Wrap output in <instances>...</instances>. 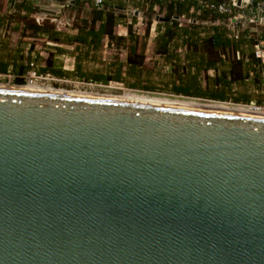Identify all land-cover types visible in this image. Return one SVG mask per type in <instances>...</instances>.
<instances>
[{
    "label": "water",
    "instance_id": "water-1",
    "mask_svg": "<svg viewBox=\"0 0 264 264\" xmlns=\"http://www.w3.org/2000/svg\"><path fill=\"white\" fill-rule=\"evenodd\" d=\"M0 264H264V118L0 88Z\"/></svg>",
    "mask_w": 264,
    "mask_h": 264
},
{
    "label": "trees",
    "instance_id": "trees-1",
    "mask_svg": "<svg viewBox=\"0 0 264 264\" xmlns=\"http://www.w3.org/2000/svg\"><path fill=\"white\" fill-rule=\"evenodd\" d=\"M250 1L264 9V0ZM230 3L136 0V11H142L145 22L135 29L136 16L132 12V21L123 22L125 16L114 0H102L99 6L94 0H75L73 17L63 28L48 19L35 20L31 14L36 9L24 0H0V74L23 84L24 75L33 69L58 79L118 82L132 90L232 103L254 99L264 104V49L262 58L254 55L258 41H264V28L254 31L251 25L235 32L236 13L219 14L204 5ZM242 8L237 7V13ZM160 14L169 20L152 22ZM153 23L156 35L147 61ZM118 26L126 28L125 34L116 31ZM65 56L72 59V69L64 68ZM249 85L254 89L249 90Z\"/></svg>",
    "mask_w": 264,
    "mask_h": 264
},
{
    "label": "crops",
    "instance_id": "crops-1",
    "mask_svg": "<svg viewBox=\"0 0 264 264\" xmlns=\"http://www.w3.org/2000/svg\"><path fill=\"white\" fill-rule=\"evenodd\" d=\"M23 1V0H18ZM26 3L30 4L32 7H34L36 9V12L31 14V16L41 22L45 19L50 20V22H55L56 24H58V26H60L61 28H63L66 24V22H70L72 17L70 18V13L71 10L73 9V5L75 4V0L74 3H70L71 0H57V1H51V0H24ZM78 1H82V0H78ZM244 0L242 1V6L240 8H242L243 10L248 8L249 6H246L244 3ZM114 3L116 4L117 9L123 13V15L125 16V19L123 22H131V18L129 17V14L133 12V14L136 16V20L134 22H136L134 24V28L135 29H139V27H136V25L139 24V22H145L143 21V14L142 11H136L137 9V5H136V0H114ZM261 5V4H259ZM155 8V7H154ZM13 9H10V11ZM262 9L257 8V9H253L252 8V15L249 18H246L242 13H236L235 18L232 20L233 22V27L235 28V32L241 31L242 29L249 27L251 25H253L254 27H252V30L256 31L259 28H264V17L261 18L259 17V14L261 12ZM264 10V9H263ZM74 14V13H73ZM255 16V20L256 21H252V17ZM158 17H163V14L157 15L155 20H153L152 22H159ZM161 22V21H160ZM239 23V24H238ZM235 24H238L237 26ZM116 31L118 33L121 34H125L126 32V28L122 27V26H118L116 27ZM156 32H155V24L153 23L150 27V37L148 40V45H147V49H146V55L147 58L146 60L148 61L150 59V54H151V49H152V41L153 38L155 37ZM228 36H232V33L228 34ZM110 50H107V53ZM40 54H44L43 52H41ZM121 58L124 57V53L121 52L120 54ZM63 64H64V68L65 69H72V59L68 56H65L63 58ZM164 70V69H163ZM207 73L210 76L214 75V71L213 70H208ZM254 87L249 85V90H253Z\"/></svg>",
    "mask_w": 264,
    "mask_h": 264
},
{
    "label": "rangeland",
    "instance_id": "rangeland-1",
    "mask_svg": "<svg viewBox=\"0 0 264 264\" xmlns=\"http://www.w3.org/2000/svg\"><path fill=\"white\" fill-rule=\"evenodd\" d=\"M136 27L142 28L143 27V22H139ZM0 74V85H24V84H16L13 83L12 81H9L6 77L1 76ZM39 85V84H37ZM45 87H49V85L44 84ZM52 87L49 88H55V89H62V90H67V91H76V92H86V93H91V94H101V95H115V96H140V97H146V98H155L158 100H178V101H185V102H190V103H196V104H218L222 105L225 107H230V108H236L237 106L235 105H226L222 103H211V102H201L198 100H195L196 98H189V97H182V96H175L172 94H167L164 92H147V91H141V90H132L126 88L122 84H115V83H109L107 85H101V84H95L91 82H84V81H77V80H69V79H60V80H55L52 81L51 83ZM201 99V98H199ZM251 101L255 102L254 99ZM228 103V102H227ZM256 103V102H255ZM241 107V106H238Z\"/></svg>",
    "mask_w": 264,
    "mask_h": 264
},
{
    "label": "built area",
    "instance_id": "built-area-1",
    "mask_svg": "<svg viewBox=\"0 0 264 264\" xmlns=\"http://www.w3.org/2000/svg\"><path fill=\"white\" fill-rule=\"evenodd\" d=\"M166 1L171 2V1H176V0H166ZM241 1H243V0H241ZM101 3H102V0H94L95 6H99ZM243 3L246 6L251 5L250 0H244ZM204 5L207 8H214L219 14H225V15H232L234 13H237L236 8L238 7L237 0H231L230 4H218V5L204 4ZM252 19H253V21H256L255 16H253ZM263 49H264V41L259 40L256 47H255V50H254V55L256 58H262L263 57ZM30 65L33 66V64H30ZM1 76L10 78L9 74H5V75L2 74ZM55 80H60V79L55 78V77L51 76L50 74H37L33 69L29 70L24 75V83L25 84H36V85L39 84L41 86H44V84H46V85H49V87H52L51 83H52V81H55ZM109 83L121 84L118 82H109ZM195 100H198L201 102H211V103L217 102V103H222V104H226V105L231 104V105H235V106H241L243 108L248 109L251 112L264 114V104H257L253 101H250L249 103H232V102L227 103V102H222V101L199 99V98H196Z\"/></svg>",
    "mask_w": 264,
    "mask_h": 264
},
{
    "label": "bare ground",
    "instance_id": "bare-ground-1",
    "mask_svg": "<svg viewBox=\"0 0 264 264\" xmlns=\"http://www.w3.org/2000/svg\"><path fill=\"white\" fill-rule=\"evenodd\" d=\"M0 88L6 89H17V90H29V91H40V92H53V93H64V94H75V95H87V96H97V97H107V98H118V99H128V100H138V101H149V102H159V103H168V104H177V105H184L189 107L200 108L208 111H213L221 114H228V115H239V116H250V117H257V118H264L263 113H256L251 112L246 108L243 107H236L230 108L225 107L218 104H196L190 103L185 101H178V100H158L155 98H146L140 96H130V97H120L115 95H101V94H91L86 92H76V91H67L62 89H55L49 88L41 85L36 84H25V85H0Z\"/></svg>",
    "mask_w": 264,
    "mask_h": 264
}]
</instances>
